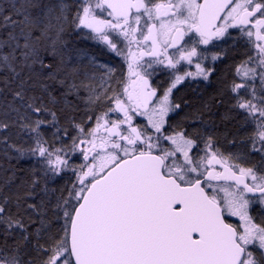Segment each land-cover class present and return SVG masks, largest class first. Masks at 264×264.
<instances>
[{
    "label": "snow or ice",
    "instance_id": "obj_1",
    "mask_svg": "<svg viewBox=\"0 0 264 264\" xmlns=\"http://www.w3.org/2000/svg\"><path fill=\"white\" fill-rule=\"evenodd\" d=\"M226 40L227 154L172 95ZM0 153V264H264V0H0Z\"/></svg>",
    "mask_w": 264,
    "mask_h": 264
},
{
    "label": "trees",
    "instance_id": "obj_2",
    "mask_svg": "<svg viewBox=\"0 0 264 264\" xmlns=\"http://www.w3.org/2000/svg\"><path fill=\"white\" fill-rule=\"evenodd\" d=\"M76 47L83 48L89 50L91 53L97 55V58L100 62L109 64L114 67H119L123 64V62L117 58L114 54H108L106 52L101 51L97 47L89 46L85 42H82L79 37H73ZM71 59L69 60V66L73 63H75L76 56L74 52H70ZM86 62V61H85ZM218 86L217 90L215 92H209V93H200L197 94H191V92H187L186 89H183L181 91V94L176 102L181 104V110L178 114L173 116V119L179 120L186 113L193 114L195 113L202 104L207 102L212 97H217L216 101H213V107H212V113L209 117L208 114H205L204 119L208 120L211 119L213 122L211 125L208 126V130L211 132L214 128L215 134L219 136V144H221L227 151H234L236 149V146L229 143V141L236 139L237 141L245 135L246 130L240 126L239 121L232 120V121H222V116L225 113V111L228 109V104H223L224 101L221 99L220 93H221V83L217 84ZM54 87H58L54 86ZM62 91V90H61ZM59 93L56 91H53V95H58ZM83 94V93H82ZM70 100H73L75 102L74 97H69ZM222 100L223 103H219L218 101ZM185 101L188 103L185 104ZM81 107H83L81 105ZM80 113H77V119H79ZM197 126H199L197 124ZM34 162V161H33ZM0 163L4 164V167L7 168L9 165L8 158L4 157L2 153H0ZM14 163V161H12ZM31 162L28 161H22L21 165L25 168L30 166ZM56 183H63V180L57 179Z\"/></svg>",
    "mask_w": 264,
    "mask_h": 264
},
{
    "label": "flooded vegetation",
    "instance_id": "obj_3",
    "mask_svg": "<svg viewBox=\"0 0 264 264\" xmlns=\"http://www.w3.org/2000/svg\"><path fill=\"white\" fill-rule=\"evenodd\" d=\"M82 42H85L89 46L97 47L103 52L108 53L106 50H102V46L97 44L94 41L91 40H86V39H81ZM221 44L223 47L228 49V56L223 58L222 60L216 61L215 62V68H216V73L213 75V77L210 79V81H204L203 78L201 77H189L185 79L181 84L177 85L176 89L173 90V97L177 101L181 91L183 89H186L187 92H191V94H197L199 95L201 92L202 93H213L215 90H217L218 86L217 84L221 83L222 87L221 90L224 89L225 83L226 82H231V80L234 78V65L239 62L241 59V53L243 52L242 48H237L233 49L231 47L232 41L226 40V41H221ZM205 47V46H201ZM210 47V46H209ZM218 49H213V51H217ZM109 54V53H108ZM111 54V53H110ZM119 58L122 62L121 57ZM207 63V62H205ZM187 71H191L195 73V58H194V63L193 65H185ZM126 74V73H125ZM168 73H161L156 77V81H163L162 86H166L168 83L167 80ZM154 81V83L156 82ZM221 99L224 101L223 104H228L230 106L231 103V94L224 90L223 94L221 96ZM238 121L242 119V117L237 116L236 118ZM246 131L247 129L244 128ZM220 148L222 151H224L226 154L230 151H227L221 144H219ZM236 150V149H235ZM234 150V151H235ZM217 170H219V166H217Z\"/></svg>",
    "mask_w": 264,
    "mask_h": 264
},
{
    "label": "rangeland",
    "instance_id": "obj_4",
    "mask_svg": "<svg viewBox=\"0 0 264 264\" xmlns=\"http://www.w3.org/2000/svg\"><path fill=\"white\" fill-rule=\"evenodd\" d=\"M117 57V56H116Z\"/></svg>",
    "mask_w": 264,
    "mask_h": 264
}]
</instances>
